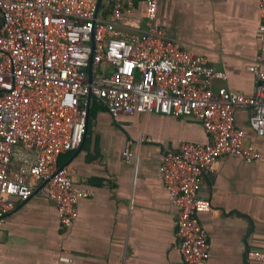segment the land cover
Segmentation results:
<instances>
[{
	"label": "built area",
	"instance_id": "1",
	"mask_svg": "<svg viewBox=\"0 0 264 264\" xmlns=\"http://www.w3.org/2000/svg\"><path fill=\"white\" fill-rule=\"evenodd\" d=\"M158 1L0 0V226L16 202L35 192L54 202L61 226L76 221L79 200L92 191L75 186L57 161L80 147L93 101L112 116L191 117L209 140L174 149L164 144L158 170L176 208L183 264H208L199 218L211 209L200 195L204 176L222 156H259L236 125L235 110H247L249 127L264 136V0H258L262 56L247 66L255 80L250 96L214 87L226 74L155 23ZM136 2L144 10L133 18ZM123 156L130 160L128 148ZM246 256L264 262V251L250 249Z\"/></svg>",
	"mask_w": 264,
	"mask_h": 264
},
{
	"label": "crops",
	"instance_id": "2",
	"mask_svg": "<svg viewBox=\"0 0 264 264\" xmlns=\"http://www.w3.org/2000/svg\"><path fill=\"white\" fill-rule=\"evenodd\" d=\"M143 10L136 2L133 18ZM155 23L179 47L205 56L226 74L214 87L253 94L247 66L262 56L258 0H159ZM235 123L259 156H222L204 176L200 195L211 209L199 218L208 237V264H264L246 256L250 249L264 251V136L249 127L245 109L235 110ZM208 140L191 117L112 116L92 102L80 147L57 161L91 195L79 200L69 227L60 225L54 202L38 192L16 202L0 226V264H183L176 249V208L158 170L160 150L164 144L174 149Z\"/></svg>",
	"mask_w": 264,
	"mask_h": 264
},
{
	"label": "water",
	"instance_id": "3",
	"mask_svg": "<svg viewBox=\"0 0 264 264\" xmlns=\"http://www.w3.org/2000/svg\"><path fill=\"white\" fill-rule=\"evenodd\" d=\"M88 74H89V77H91V70L88 69Z\"/></svg>",
	"mask_w": 264,
	"mask_h": 264
},
{
	"label": "trees",
	"instance_id": "4",
	"mask_svg": "<svg viewBox=\"0 0 264 264\" xmlns=\"http://www.w3.org/2000/svg\"><path fill=\"white\" fill-rule=\"evenodd\" d=\"M93 103L96 105L97 102H96V101H93ZM98 104H99V103H98Z\"/></svg>",
	"mask_w": 264,
	"mask_h": 264
}]
</instances>
